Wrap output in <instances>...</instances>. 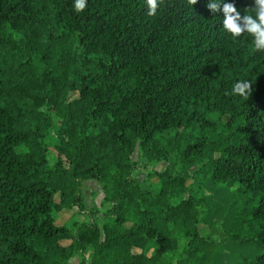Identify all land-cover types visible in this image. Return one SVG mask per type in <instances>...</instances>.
<instances>
[{"label": "trees", "instance_id": "obj_1", "mask_svg": "<svg viewBox=\"0 0 264 264\" xmlns=\"http://www.w3.org/2000/svg\"><path fill=\"white\" fill-rule=\"evenodd\" d=\"M74 2L0 0V264H212L217 232L250 248L235 264H264L254 37L224 30L210 0L155 16L146 0ZM242 80L248 97L232 94ZM90 181L103 211L84 204Z\"/></svg>", "mask_w": 264, "mask_h": 264}, {"label": "clouds", "instance_id": "obj_2", "mask_svg": "<svg viewBox=\"0 0 264 264\" xmlns=\"http://www.w3.org/2000/svg\"><path fill=\"white\" fill-rule=\"evenodd\" d=\"M163 0H146L148 6V15L155 16L159 4ZM197 0H188L189 5H194ZM254 15L245 14L242 16L237 10L234 3H225L224 0H210L208 8L213 13L223 12V29L230 33L233 37H240L245 33L254 37V47L258 51H264V0H254ZM87 6L86 0H75L74 8L76 12H82ZM252 93V83L242 80L234 84L232 94L241 97H248Z\"/></svg>", "mask_w": 264, "mask_h": 264}, {"label": "rangeland", "instance_id": "obj_3", "mask_svg": "<svg viewBox=\"0 0 264 264\" xmlns=\"http://www.w3.org/2000/svg\"><path fill=\"white\" fill-rule=\"evenodd\" d=\"M57 123H58V121H57ZM57 123H55V128L57 126ZM49 140H50V142H53L55 140L53 130L50 133ZM134 159L139 160V151L138 150L136 151V153L134 155ZM145 173H146V170H143V171H140L137 173V177H138L139 182H142L145 180V175H146ZM152 182L155 183L156 180H152ZM206 194L208 196L211 195L210 192H208ZM84 197H85L84 204H85L87 209H92V210L96 209V210H100V211L105 210L106 205H104L102 202L103 196H102L100 187L97 185L96 182L90 181L86 184L85 190H84ZM69 216H70V213L61 214L59 222H65ZM87 220H89V219H87L86 217L85 218L79 217L77 219V221H87ZM98 222L99 223L103 222V219L98 218ZM68 225L72 228L71 222H69ZM207 232H208L207 229L201 228V233L203 235H206ZM215 238L217 241V245L208 250V255H209L210 261H212V264H235V262L240 261L243 256L244 257L251 256L250 255L251 250L249 247L237 248L235 246L227 244V242L222 241L220 232H217V234L215 235ZM152 252H153V249L150 248L147 251V255L148 256L151 255ZM220 254H225L226 256L224 258H221V260L219 261L217 259V256ZM253 257H251V258H253ZM74 262L77 263V259H75Z\"/></svg>", "mask_w": 264, "mask_h": 264}]
</instances>
